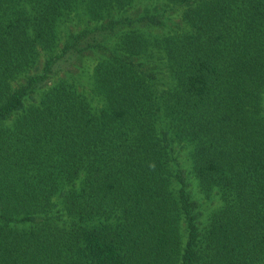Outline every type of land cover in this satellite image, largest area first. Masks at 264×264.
Masks as SVG:
<instances>
[{
  "label": "trees",
  "instance_id": "obj_1",
  "mask_svg": "<svg viewBox=\"0 0 264 264\" xmlns=\"http://www.w3.org/2000/svg\"><path fill=\"white\" fill-rule=\"evenodd\" d=\"M0 264H264V0H0Z\"/></svg>",
  "mask_w": 264,
  "mask_h": 264
},
{
  "label": "rangeland",
  "instance_id": "obj_2",
  "mask_svg": "<svg viewBox=\"0 0 264 264\" xmlns=\"http://www.w3.org/2000/svg\"><path fill=\"white\" fill-rule=\"evenodd\" d=\"M193 185L190 186L191 194L193 198L195 199V202L197 203V212H198V223L200 224L201 222L204 223L210 212L215 208L217 201L215 199H204L202 198L199 193L193 189Z\"/></svg>",
  "mask_w": 264,
  "mask_h": 264
}]
</instances>
